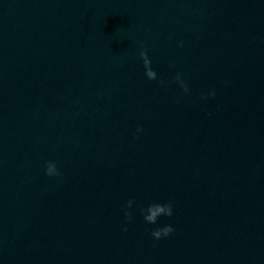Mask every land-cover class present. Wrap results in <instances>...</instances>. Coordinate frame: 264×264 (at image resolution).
I'll use <instances>...</instances> for the list:
<instances>
[{
	"label": "clouds",
	"instance_id": "9594fccd",
	"mask_svg": "<svg viewBox=\"0 0 264 264\" xmlns=\"http://www.w3.org/2000/svg\"><path fill=\"white\" fill-rule=\"evenodd\" d=\"M182 44V42H181ZM139 55L143 61L144 69H145V75L148 80H157V72L152 68L151 66V59L148 55L147 49L143 46V43L141 42V50L139 52ZM169 67H174V62L169 61ZM161 85H165L168 82L164 80L159 81ZM172 82H175L179 85V87L182 89L184 93L189 92V85L188 83L183 79V74L181 72H176L174 77L172 78ZM216 91L215 89H211L208 93H204L201 95L202 99H207L209 96L215 97ZM211 115V113H209ZM143 128L141 126H137L136 132H142ZM135 136V133H134ZM135 138H139L138 136H135ZM45 174L48 176H58L60 175L59 168L57 166V163L53 160H49L45 162ZM135 203V198H130L126 204L123 206V212H124V219L125 221H131L133 219L132 215V206ZM173 204L171 201L168 202H149L146 206L140 207V213L143 216L144 220L148 224H156L157 220L161 216H167L171 217L173 215ZM124 231H127V224L123 227ZM175 231L173 225L171 224H165L161 227H157L151 231V236L159 240L161 238L169 236L171 233Z\"/></svg>",
	"mask_w": 264,
	"mask_h": 264
}]
</instances>
